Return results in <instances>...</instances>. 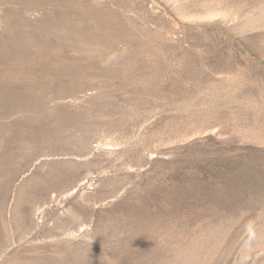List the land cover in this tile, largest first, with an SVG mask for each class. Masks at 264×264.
<instances>
[{
  "label": "rangeland",
  "instance_id": "rangeland-1",
  "mask_svg": "<svg viewBox=\"0 0 264 264\" xmlns=\"http://www.w3.org/2000/svg\"><path fill=\"white\" fill-rule=\"evenodd\" d=\"M0 264H264V0H0Z\"/></svg>",
  "mask_w": 264,
  "mask_h": 264
}]
</instances>
